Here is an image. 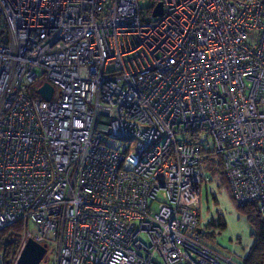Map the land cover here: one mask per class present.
Masks as SVG:
<instances>
[{"label":"built area","instance_id":"built-area-1","mask_svg":"<svg viewBox=\"0 0 264 264\" xmlns=\"http://www.w3.org/2000/svg\"><path fill=\"white\" fill-rule=\"evenodd\" d=\"M206 151L264 222V0H0V232L32 224L21 249L237 264L199 228Z\"/></svg>","mask_w":264,"mask_h":264},{"label":"rangeland","instance_id":"rangeland-1","mask_svg":"<svg viewBox=\"0 0 264 264\" xmlns=\"http://www.w3.org/2000/svg\"><path fill=\"white\" fill-rule=\"evenodd\" d=\"M43 82V78L35 80L30 88V94L37 96L34 92L35 87ZM109 142L124 145L119 143L120 141ZM204 167L205 165H203L204 178L199 185V228L202 232L203 242L221 255H233L237 264H243V260L253 244L254 228L248 223L243 211L233 201L226 179L223 178V175L218 174V164L215 163L216 170L212 174ZM219 220H223L225 224L223 230L215 227ZM26 230L27 234H33V225L28 224ZM137 239L147 241L142 233L138 235ZM23 240L24 235H22L20 249L15 260L19 255ZM39 264H54L53 245H47L46 254Z\"/></svg>","mask_w":264,"mask_h":264},{"label":"trees","instance_id":"trees-1","mask_svg":"<svg viewBox=\"0 0 264 264\" xmlns=\"http://www.w3.org/2000/svg\"><path fill=\"white\" fill-rule=\"evenodd\" d=\"M202 168L209 172H215V163L219 167V175H223V164L219 154L213 151L203 152ZM246 216L248 223L254 228L253 244L248 255L243 260V264H264V222H262L255 205H247L240 208ZM215 226V225H214ZM219 230L225 228L223 220H219L215 226ZM26 225L22 222L16 223L3 229L0 232V264H15L16 254L20 249V241ZM205 236V235H204Z\"/></svg>","mask_w":264,"mask_h":264},{"label":"water","instance_id":"water-1","mask_svg":"<svg viewBox=\"0 0 264 264\" xmlns=\"http://www.w3.org/2000/svg\"><path fill=\"white\" fill-rule=\"evenodd\" d=\"M161 14L162 5L158 3L153 10V16L159 17ZM52 92V86L47 83L43 84L39 89L36 90V94H38L45 101L50 99ZM197 232L199 233L200 230L198 229ZM45 254L46 247L44 245H40L28 238L20 250L15 264H39Z\"/></svg>","mask_w":264,"mask_h":264}]
</instances>
